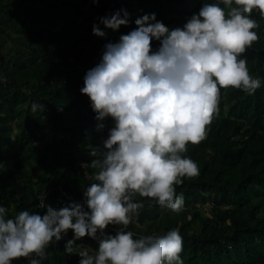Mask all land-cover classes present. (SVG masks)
<instances>
[{
  "label": "trees",
  "instance_id": "16d2710c",
  "mask_svg": "<svg viewBox=\"0 0 264 264\" xmlns=\"http://www.w3.org/2000/svg\"><path fill=\"white\" fill-rule=\"evenodd\" d=\"M203 0H0V204L10 216L20 210L45 211L82 201L83 190L96 169L106 127L98 123L90 98L81 93L88 69L100 60L103 47L137 27L135 20L155 12L170 28L183 26ZM223 6V5H222ZM126 8L131 23L97 36L99 18ZM258 20V39L242 56L261 86L248 93L220 86L219 113L207 126V136L189 143L185 155L199 173L176 186L184 206L173 211L144 200L136 220L109 225L107 231L132 230L135 236L162 235L178 228L183 237L184 264H264V16ZM102 28L103 24L100 25ZM14 47L7 49L8 43ZM153 48L159 41H152ZM33 102L45 105L32 110ZM64 239L53 242L42 264H79V250L98 249L84 236L74 251ZM19 257L14 264H28Z\"/></svg>",
  "mask_w": 264,
  "mask_h": 264
},
{
  "label": "clouds",
  "instance_id": "9594fccd",
  "mask_svg": "<svg viewBox=\"0 0 264 264\" xmlns=\"http://www.w3.org/2000/svg\"><path fill=\"white\" fill-rule=\"evenodd\" d=\"M254 11L264 16V0H203L183 26L170 28L155 12L144 13L136 18L137 27L107 41L80 89L90 98L97 129L105 128L108 118L113 121L103 147L93 149L100 155L83 165L96 169L94 182L83 190L82 201L47 203L43 212L24 209L10 216L0 204V264L19 257L42 264L49 245L69 231L68 253L84 236L98 241L94 252L79 250V264H184L178 228L139 237L132 230L107 229L136 220L145 203L137 194L173 211L183 208L176 186L199 173L185 153L189 143L207 136L219 113L220 86L248 93L261 86L241 55L259 38ZM130 16L126 8L117 9L100 17L93 33L104 37L106 29L131 23ZM153 40L159 41L156 48ZM6 81L0 74V82ZM44 107L32 104L33 111Z\"/></svg>",
  "mask_w": 264,
  "mask_h": 264
},
{
  "label": "rangeland",
  "instance_id": "374dc122",
  "mask_svg": "<svg viewBox=\"0 0 264 264\" xmlns=\"http://www.w3.org/2000/svg\"><path fill=\"white\" fill-rule=\"evenodd\" d=\"M12 47H14L13 44H12L11 42L8 43V45H7V49L12 48Z\"/></svg>",
  "mask_w": 264,
  "mask_h": 264
}]
</instances>
